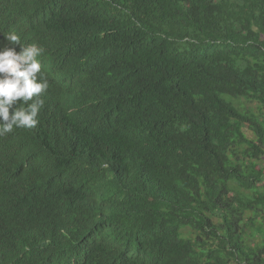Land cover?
<instances>
[{"label":"trees","instance_id":"16d2710c","mask_svg":"<svg viewBox=\"0 0 264 264\" xmlns=\"http://www.w3.org/2000/svg\"><path fill=\"white\" fill-rule=\"evenodd\" d=\"M93 4L90 19L74 6L63 13L72 71L105 54L115 76L126 41L129 63L137 48L161 47L152 62L133 58L143 67L107 118L88 108L95 92L75 75L57 91L74 136L36 133L57 156L41 177L1 160L23 176L0 170L14 190L0 214V262L23 234L15 264H264V0ZM17 141L13 132L3 146Z\"/></svg>","mask_w":264,"mask_h":264},{"label":"clouds","instance_id":"9594fccd","mask_svg":"<svg viewBox=\"0 0 264 264\" xmlns=\"http://www.w3.org/2000/svg\"><path fill=\"white\" fill-rule=\"evenodd\" d=\"M79 1L84 2V9L79 8ZM93 2L94 0H0V170L4 175L14 173L15 176H23L22 173L6 170L1 163L2 159L16 161L37 177H41L49 167V158L57 159V156L47 154L36 133L42 136L62 135L68 144L73 139V124L65 120L57 103V91L61 87L70 86L73 75L81 83L80 87L95 92L88 108L97 109L101 112V117L107 118L119 102L125 86L131 83L129 73L139 72L143 67L142 63H132L133 58L139 55L152 62L157 56L160 44L149 48L141 47L134 51L129 63L133 44L126 41L124 46L129 53L127 64L118 69L115 76L104 68L105 54H90L83 60V67H75L76 70L72 71L63 61L70 60L63 13L74 6V15L81 14L90 19L96 8ZM112 13L118 15L115 10ZM110 23L109 26L119 27L123 38L127 39L124 33L127 26L122 21L115 19ZM106 24L108 23L103 24L104 28ZM103 33L101 31L97 36H102ZM53 111L60 117L54 119ZM13 132L17 134V144L15 147H4V140ZM21 140L36 145L43 152L29 154L22 151L18 147ZM8 180L10 179L0 177V202L4 205L0 214L11 212L10 198L14 199V190L6 185ZM14 204L17 205L15 202ZM2 218L6 222L10 219L9 216ZM27 239L23 234L13 235L8 260L0 264H15L13 242H28ZM54 264L63 263L54 260Z\"/></svg>","mask_w":264,"mask_h":264}]
</instances>
